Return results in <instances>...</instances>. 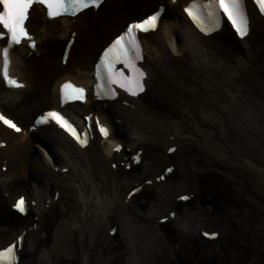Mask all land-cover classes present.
I'll return each mask as SVG.
<instances>
[{"label": "rangeland", "instance_id": "obj_1", "mask_svg": "<svg viewBox=\"0 0 264 264\" xmlns=\"http://www.w3.org/2000/svg\"><path fill=\"white\" fill-rule=\"evenodd\" d=\"M113 3L112 9L111 5H106L99 14L102 16L107 14V17L103 20L104 22L98 24L97 32H93L99 38L97 41L90 42L91 46L83 58L85 62L93 60L97 48L102 46L108 37L118 32L127 21L140 18L152 10L158 0H116ZM174 10L172 8L170 16L166 18L176 19L175 12L178 9ZM34 17L30 23L31 28L36 33H40L44 22L37 14ZM257 30L259 32L257 31L256 39L252 37L240 46H235L225 39L222 45L216 44L215 47L213 45V53L208 56H213L219 62H223V64L225 62L231 66L232 72L221 74L226 75L229 80L235 79L237 75L234 87L237 88L238 93L248 96L256 111L261 112L259 122L242 112L239 113L238 120L241 119L245 126L231 121V118H225L223 121L218 120L216 116L211 115L212 110H222L220 112L224 117H231L230 110L226 104L219 100L220 97L216 98L217 100L209 101L208 104L199 103L198 99L201 95L204 96L203 93L207 92L206 89H212L210 86L204 87L202 83L199 86L186 87L181 81H174L171 85L173 90L166 89L165 86L152 87L144 98L145 109H149V113L146 111L149 116L144 126L155 124L159 115H161L160 118L172 117L176 122L171 130L181 128L184 137H186L187 146L181 147L183 144L176 142L175 144L179 147L176 156L164 158L167 146L149 144L143 155V163L129 171L121 166V162L124 160L122 156L126 153L124 151L122 155L109 160L105 164L106 168L102 163L100 164L102 171L98 172L96 177L102 178V185L97 182L96 186L94 180H89L87 191L85 189L84 191L78 189L77 192L65 191L64 200L61 197L54 199L53 195L59 192L56 188H50L48 193L44 191L46 213L39 221L40 231L38 234L29 235L23 264H48L51 259L56 260L54 256L62 254L57 250L64 249L60 247L61 240L58 241L57 238L59 235H61L62 241L65 240L68 243L67 247L71 251V256H67L66 253L62 254L65 261H60V264H82L86 253L83 251V246L87 249L89 240L94 239L99 243L92 251L95 264H131L132 260L136 264H264V180L261 178L259 183L254 178L257 173L256 167H264V116L262 117L264 110L260 107V103L262 100L264 101V22H258ZM54 47H49V51L54 53V57L48 56L50 60H47L46 55L43 54L40 57L42 63L37 62L33 66H36L35 70L39 71V74L35 72L37 84L45 86L40 74L48 73L49 67L53 70L59 65L63 44L58 49H54ZM78 53L81 54V51H72L73 61L75 59L77 61L80 56ZM190 60V57L182 58V62H190ZM33 67L32 70H34ZM222 68H219L220 72L225 70V65ZM257 84L259 85L257 86ZM47 87L50 86L47 85ZM52 88L53 86H51ZM175 90L187 92L178 95L182 100L179 106H187L179 114L173 112V107H177V101L168 99ZM189 91L191 94L187 95ZM225 93L221 92L220 94L217 91L216 95L223 96V101L230 100V96L227 98ZM28 101L30 102L28 107L31 103L36 105L28 115L21 110H10L5 106H0V108L9 112L24 127H27L32 117L44 108L43 98H37L35 101L30 94ZM142 117V115L138 116V118ZM229 123L233 125V128L228 125ZM236 125L237 127H235ZM149 129L147 131L154 132L151 128ZM202 129L214 131L217 137L215 141L218 138L222 140L224 147L227 146L225 150L228 151H230L231 144L233 145L239 140V148L245 149L243 151L244 159L250 161L253 167L248 164L249 166L246 168L235 161L227 165L221 163L218 159L220 156L215 155L217 151L206 145L205 132H202ZM128 133L130 134V132ZM232 133L236 138L235 143L230 141L229 134ZM95 146L97 144H93L89 148L87 155L84 153L86 159L90 155L96 160L97 149ZM39 148L38 152L32 147H28L20 157L15 159L8 157L9 170L0 174V210L10 208L15 196L28 195L29 187L27 185L24 188H18L12 184L7 185L13 179L16 168L14 163H16L15 166L19 165L17 168H20L22 176L26 177L29 183L32 178L30 170H34L36 164L40 168L50 171L45 167L44 162L46 158L50 160V155L42 147ZM3 158L4 156L0 154V170ZM162 161L164 162L161 164ZM113 163L117 164V169L111 166ZM168 163L175 164L179 175L177 180L169 178L167 182L155 183L151 187L148 185L140 195L124 204L126 193L137 183L142 182L139 179L145 176L144 174L148 173L146 178H150L148 175L151 174L155 176ZM155 164L156 166L161 164V166L156 167ZM146 166H149L151 170L145 171ZM88 167V164H85L83 170L79 168L85 172ZM74 170L75 168L68 173L74 172ZM70 181L78 184V181L75 182L72 179ZM88 189H98L106 194L104 196H106L105 200L108 205L105 210L106 217L110 219V222L106 223L102 231L98 224H96L98 228L95 231L91 224V229L86 230L89 229V225L78 221L77 217L82 216L87 207L82 198L89 195ZM201 191L204 192V200L199 198ZM183 193H192L194 197L189 201V204L175 205L176 197ZM52 200L54 203L51 202ZM94 203L95 201H91L92 205ZM92 208L97 210L93 217L94 220L99 221L102 219L101 217H105L99 213L97 205L94 204ZM33 209L36 210L34 207ZM173 209H177L178 213L174 220L162 224L156 222L159 217L167 216L168 212ZM76 221L78 226L75 230L66 227L67 223L73 225ZM20 224H22L21 221H10L8 225L2 226L0 222V245L15 237L23 226ZM115 226H117V232L115 235H111L108 230ZM204 228L205 230H218L221 234L220 239L207 245L203 244L197 234ZM87 231H90V234L86 235ZM90 237L93 239H89ZM103 253L109 254L108 259H105Z\"/></svg>", "mask_w": 264, "mask_h": 264}, {"label": "bare ground", "instance_id": "obj_2", "mask_svg": "<svg viewBox=\"0 0 264 264\" xmlns=\"http://www.w3.org/2000/svg\"><path fill=\"white\" fill-rule=\"evenodd\" d=\"M173 1L175 0L166 1L167 4L170 6L167 8L166 16H170L169 13L171 14L172 8L173 11H175L174 9L178 8L179 4L181 3L183 4L182 8L175 12L176 19L173 20L171 18H165L164 27H162V35H157L148 40L144 37V45L147 55V58H145L144 60V66L147 69L148 73H150L149 67H152L156 72L155 77H153L154 82L155 79H157L158 81V78H160L161 76L162 78L159 80V84L165 86L166 89L170 88V90H173V86L171 85L174 81H181L184 86L186 85V87H191L192 85L199 86L200 83H202L204 87L210 86L212 89H206L207 92L203 93L205 97L201 95V97H199L198 99V102H205L206 104H208L209 101L217 100L216 98L220 97L219 100H221L222 103L226 104V107L229 108L231 117H224V115L220 112L222 110H212L211 115L216 116V118H218V120L220 121L225 120V118H231V121H234L239 125L241 124L242 126H245V124L241 122V119L238 120V115L242 112L246 113L245 115H250L252 118H255L259 122L261 112L256 111L252 103H250V99L248 98V96H245L242 93H238L237 88L234 87L237 81V75L235 79L229 80L226 78V75L221 74L228 71L232 72L231 66H229L225 62L224 64L223 62H219L213 56L209 57L204 55L203 49L206 50L207 47L199 48L198 45L201 39L199 40L198 36H200V34L192 28L186 16L184 15V6H186L189 0H176L175 2ZM106 5H111L110 8L112 9V5H114L113 0H109V3ZM34 7L35 6H33V8ZM33 8L30 11V17L27 21L28 23H30L33 14ZM93 12L94 10L86 11L84 13L79 14L74 19L62 18L60 21L57 19L53 21L47 19L48 24L44 25L39 35L35 36V39L37 41L35 49H30L26 46V43L20 45L18 48L16 47V50L13 51L11 54V71L14 75L18 76L19 79L25 82L26 84L24 88H20L17 90L6 89L0 79V105H3L13 110H21V112L24 111L28 115L30 111H32L36 106H34L35 103H31V105L28 107L30 103L28 101L29 92L32 93V98L35 101H37V98L43 97L45 105L51 104V107H54L58 104L59 101L58 90L59 84L62 81L71 80L79 85L90 86L91 74L93 71V63L97 58V55L100 52V48H102V46H99L97 48V52L98 50L99 52L94 55L95 59L93 60V62H85L83 58L87 53V49H89V47L91 46L90 42L94 40L97 41V39L99 38V36L97 34H94L93 32H97L98 29H96V27L98 28V24L104 22L103 20H105L107 17V14L103 16H96ZM73 34H75V43L72 48V51H81V54L78 53V55L80 56L77 58V61L76 59L74 61L72 60L71 51L70 58L66 66H62L61 59H59V65H57L55 69L52 68L53 70H51L49 69L51 67H49L48 73L42 72L40 74L42 76V80H44L43 84L45 86L37 84V81H35L37 80V77L35 78V72H38L39 74V71L35 70L36 66H33L37 64V62H42L41 60H37V57L35 55H37L38 52H42V54L46 55L47 60H50L48 59V56L52 58L54 57V53H50L49 47L55 46L54 49H58L59 46L63 44V41H66V37H71ZM109 38L110 37H108V39ZM246 38L244 40H246ZM4 43L5 41L0 40V47L4 45ZM150 43H152V51L151 49L149 50V46H151ZM169 46L172 47V49ZM176 46H179V48H177ZM187 53L190 54V56L192 57L190 62H182V59L177 61L176 58L173 57L181 56ZM223 65H225V70H222L223 72H220L219 70L223 69ZM32 67L34 70H32ZM163 75L165 76V79L163 78ZM25 76L29 77L30 79H25ZM53 83H56V87L53 91H51V85ZM47 85L50 87H47ZM258 85L259 84H257V86ZM241 88H243V86H241ZM217 91L220 94L221 92H226L225 96L227 98H229L230 96V100L228 99L226 101H223V96L216 95ZM51 92L52 96H50ZM181 93L186 94L187 92L183 90H175L173 93H171V96L168 98L170 100L174 99L177 101V107H173V112L176 114H179L182 109L187 107L179 106L182 100L179 99L178 95ZM190 94L191 92L189 91L187 95ZM210 94L214 96H211ZM140 98L141 97L139 96L138 98H136V100ZM210 98H212V100H209ZM120 102L121 101L116 100L114 102L109 103L111 104L110 107H104L103 103L98 102L94 98H90L85 105L87 108L81 107V105L79 104H73L65 108L67 114H69L70 117L77 123H80L82 121V115L85 112H93L94 114H99L104 124L108 126L110 130V135L105 141H103V145L98 148L96 160L93 159L90 155L86 159L83 153L84 151L87 152L88 148H85V150L80 149L72 141H70L62 132L54 130L53 127H45L44 129L37 130L34 134H30L27 130L24 131L23 129L20 133H14L13 131L4 128L0 124V141L2 143H6L5 147L0 149V154L3 155L5 158L9 156L11 157V159L20 157L22 153L26 152V148L28 147H32L39 152L40 149L38 147V144H41L44 147V150L48 152L51 156L53 166L50 172L40 168L38 164L35 165L34 170H30V172L32 173V184H30L29 192L31 198L38 202L39 205L37 207L39 210H43L41 204L42 198L44 197L43 193L44 191L48 193L50 191V188L54 187L56 188V190L62 192L61 197L62 200H64L66 197L64 191L71 190L72 192H77L78 189H82L84 191V189L86 190L89 186V180H94V185L96 186L98 185L96 184L97 182L102 185V178H99L98 176L97 178L96 174L102 171V169L100 168L101 163L103 167L106 168L105 164H107L108 160L116 157L117 153L113 151L115 146H120L124 144L126 147L132 149L136 145L146 143V139L143 138H147V136L142 134V138L138 134V132L134 133L137 137H124L125 139H122L123 134L125 133V131L123 132L124 128L122 126H124L123 124L129 125V119H124L121 117L124 120L121 126H118L116 128L110 124L111 120L118 119V114H125L126 111H130L131 109V107L128 108L123 106ZM260 107L264 110L263 100L262 103H260ZM140 111H142L141 108ZM138 114L140 115L141 113ZM263 116L264 113L262 114V117ZM158 117L159 119L155 120L154 125L157 130L161 132L163 131V134H165V132L168 131L176 122L174 118H169V116H166L165 118H160L161 115H159ZM228 125H230V127L233 126L231 123H229ZM133 127L136 131L137 126ZM235 127H237V125ZM197 128L199 129V127ZM178 130L181 131V128H179ZM202 130V132H205L204 141L206 145L211 146L215 151H217L215 155L220 156L218 159H222V161H224L223 164L226 163L227 165L235 161L238 162L240 166H246V168H248V166L250 165L251 167H253V164L250 161L244 159L245 157L243 156V151H245V149H240L241 147L239 148V140H237L235 143L236 138L233 133L229 134L231 136L230 141L235 143L236 145L233 144V146L231 144V146L229 147L230 151H228L225 150L227 146L226 148L224 147L222 140L218 138L217 141H215V138L217 137L214 134V131L206 129ZM181 133L182 132L179 133L178 131H171L170 135H172V137L176 140L180 139L181 142H186L184 137L183 139L181 138ZM226 142L228 141L226 140ZM58 154L60 156H58ZM173 156L174 155H172V157ZM15 164L16 163L13 164L16 168L15 178L12 181V185L20 187L25 184L29 185V183L27 182L28 179L23 177L20 168H17L19 165L15 166ZM85 164H88L89 167L86 169L85 172H82ZM56 166H59L60 171L65 167L76 168L77 172H73L71 174L73 177H71L73 180L78 181V184H72L67 178V176H65L61 172L57 173L54 170ZM149 170H151V168H149V166H146L145 171ZM255 170H257V173L254 178L260 183L261 178H263L264 180V167H256ZM81 172L83 173L82 175ZM147 174L148 173L144 175L146 176ZM35 186H37L38 189L34 188ZM38 191L40 192V194ZM88 192L89 195H86L83 198L81 197L83 199L81 200L84 201L87 207L86 210H84L82 216L77 217L78 221L79 223H85L86 225H89V229L86 230H90L92 227L95 231V229L98 228L96 227V224H98L99 228L102 231L103 228L106 226V223L110 222V219L106 217L105 209H107L106 206L108 205L107 201L105 200L106 196H104L106 194L102 193L98 189H88ZM91 201H95L94 204L95 206H98V209L100 210L99 213L105 215V217H101L102 219L99 221L94 220L93 218L96 215L97 210L95 208H92L94 204L92 205ZM114 221L116 220L114 219ZM66 225H68L66 227H69L71 230H75L76 226H78V223L76 221L73 225H71L70 223H67ZM88 234H90V231L86 232V235ZM93 234H91L92 237ZM57 238L58 241L61 240L60 247L64 248L62 251L57 250V252H61L62 254L66 253L67 256H71V251L67 247L68 243L65 240L62 241L61 235H59ZM89 239L92 240L93 238L90 237ZM98 244L99 243L96 241V239H94L92 241L89 240V242L87 243V249L85 248V246H83V251L86 253L85 257L82 260V264H95L92 251L97 247ZM62 254H56L57 256H54L55 259H57L56 264H60V261H65V257ZM102 255L105 257V259H108L109 254L103 253ZM132 257H130V259H132ZM131 264L136 263L134 260H132Z\"/></svg>", "mask_w": 264, "mask_h": 264}, {"label": "snow or ice", "instance_id": "obj_3", "mask_svg": "<svg viewBox=\"0 0 264 264\" xmlns=\"http://www.w3.org/2000/svg\"><path fill=\"white\" fill-rule=\"evenodd\" d=\"M103 2L104 0H0V6H2V9H0V26H2V30H6L11 43L17 45L26 38L32 39L26 28V22L29 20V13L34 5L39 4L44 6L47 9V15L55 19L64 15L76 16L90 8H99ZM255 3L261 13H264V0H255ZM186 11L197 26L200 27L201 31L206 30V22L208 20L213 22V28H215L222 23L223 16H226L241 38L248 35L249 21L246 11V0H207V3L193 0V3ZM158 19L159 13H156L142 22L129 25L127 31L118 36L104 52L99 66L109 83L118 84L133 96L139 95V93L144 91L143 80L145 78V73L136 67V61L142 58V50L137 39V32L154 30ZM4 38L3 32L0 31V39ZM32 47H35L34 43ZM3 56L5 61L3 69L4 79L10 86L22 87V85L9 76L8 66L10 60L8 48L4 49ZM118 64L126 66L132 75L126 76L123 71L117 70L116 65ZM104 76L101 78L103 79ZM74 94L76 99H82L84 90L76 89ZM49 119L55 120L62 128H65L79 139L82 144H87L86 139H81L76 129L59 113L49 112L39 122L48 123ZM0 120L15 131H20L11 120L6 119L4 116L0 115ZM101 131L105 136L108 135L106 129L101 128ZM182 199H187V197H182ZM16 206L21 212L25 211L24 199L21 198ZM15 247V245H12L0 251V264H17Z\"/></svg>", "mask_w": 264, "mask_h": 264}]
</instances>
